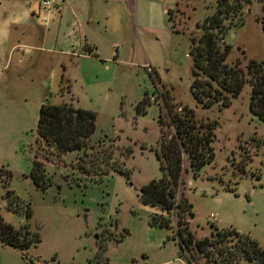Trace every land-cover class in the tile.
Returning <instances> with one entry per match:
<instances>
[{"label": "rangeland", "instance_id": "1", "mask_svg": "<svg viewBox=\"0 0 264 264\" xmlns=\"http://www.w3.org/2000/svg\"><path fill=\"white\" fill-rule=\"evenodd\" d=\"M42 1L0 0V217L39 238L27 249L29 260L9 247L0 250V261L205 264L180 247L175 205L163 210L138 198L141 186L164 175L153 151L163 95L172 106L191 109L195 121L214 125L210 162L194 174L182 155L175 203L182 194L191 205L188 230L200 239L213 228H233L264 247V121L249 111L250 88L244 84L227 107L203 108L189 92L190 36L200 34L197 24L216 11V0H139L137 22L132 15L128 24L113 2L63 0L47 14ZM96 7L99 17L104 9L115 16L90 23L85 14ZM163 9H170L172 23ZM263 18L264 0H250L225 21H231L224 34L228 64L264 63ZM85 38L99 44L98 57L80 55ZM144 96L148 104L138 110ZM61 102L95 114L85 153L55 154L37 141L40 105ZM34 156L50 181L45 190L28 176ZM114 160L128 174L108 169ZM105 169L100 181L90 179ZM152 217L167 220L168 228L150 225ZM99 245L104 251L96 259Z\"/></svg>", "mask_w": 264, "mask_h": 264}, {"label": "trees", "instance_id": "2", "mask_svg": "<svg viewBox=\"0 0 264 264\" xmlns=\"http://www.w3.org/2000/svg\"><path fill=\"white\" fill-rule=\"evenodd\" d=\"M241 1L250 2V0H216V11L205 16L202 22L197 24L200 34L190 36L188 55L191 59L192 79L189 92L194 101L203 108H208L214 103L227 107L231 99L239 94L243 85L247 84L250 88L249 111L264 121V63L249 59L243 67H240L238 62L232 65L226 62L230 45L224 42V34L230 28L231 21L227 23L225 21L240 12ZM166 16L172 23L170 9L166 10ZM261 23L264 31V18ZM171 27L174 30L173 24ZM83 51L97 56L89 48H84ZM161 98L165 114L159 115L157 119L160 135L153 151L164 175L140 187L138 193L140 202L163 210L175 205L179 245L189 252L192 259L197 255L204 259L205 264H240L241 260L251 264H264V247L245 233L233 228H213L210 236L195 239L188 230L187 218L192 216L191 205L182 194L175 203L182 155L186 156L189 168L194 174L202 165L210 162L214 125L210 122L195 121L191 109L172 106L164 95ZM146 104L148 102L144 96L138 110ZM164 126L172 128L171 135L168 136L164 132ZM94 130L95 114L91 110L74 107L68 102H61L58 105L41 104L39 107L36 124L37 141H40L51 153H85L86 149L92 147L90 138ZM129 154L130 149H127L124 156ZM122 165L123 161L115 163L114 160L108 165V169L128 174ZM107 172V169L99 173L94 172L93 175L97 178L90 176V179L100 181ZM28 176L34 186L40 190H45L50 185V181L45 176L43 162L37 160L36 156L31 162ZM6 194L10 195V191ZM23 215L26 219L29 218V208L24 210ZM155 223L158 227L168 228L167 220L156 222L152 217L149 224L153 226ZM122 237L123 235L117 240ZM38 240L37 233L29 231L25 226L15 229L0 217V243L19 250L24 259H30L27 249L30 245L35 246ZM102 251L104 247L99 245L96 259L101 258ZM103 261L108 264L107 257H104Z\"/></svg>", "mask_w": 264, "mask_h": 264}, {"label": "crops", "instance_id": "3", "mask_svg": "<svg viewBox=\"0 0 264 264\" xmlns=\"http://www.w3.org/2000/svg\"><path fill=\"white\" fill-rule=\"evenodd\" d=\"M97 1V0H96ZM99 1H103V0H99ZM139 0H105V2H113L115 4H117L119 6V10L122 11V17L124 19V21L128 24L129 23V18H132L133 16L136 17V22H137V3H138ZM159 2L163 1L162 3L163 4H168L170 3L171 1H174V0H158ZM65 2H67L65 0ZM95 3V2H94ZM121 7H123V9H121ZM99 8L96 7L94 9H92L89 13L85 14V16L87 17V19H89V22L92 23L93 22V19H102L104 22H107V20H109L110 18H113L115 16L114 13L110 14L109 12V9H104V11H102V16L99 17L96 13V11L98 10ZM162 12H165L166 13V9H163ZM79 14V13H78ZM80 15V14H79ZM133 15V16H132ZM135 26V25H134ZM113 44H116L117 42L116 41H112ZM82 48L84 50V48H89L92 53H94L95 55H97L96 57H98L99 54L95 53V51H98L100 53V46L99 44H97V42H90L88 40H86L85 38V42L84 44H82ZM72 54H74V52H72ZM80 54V53H79ZM81 56H93V55H90V54H86L84 51L81 52L80 54ZM118 56V53L115 54V57ZM114 57V56H113ZM94 140H92L90 138V142H93ZM5 248H9V246H6V245H3L0 243V250L3 251V249ZM4 252V251H3ZM0 264H6L5 262H1L0 261Z\"/></svg>", "mask_w": 264, "mask_h": 264}, {"label": "built area", "instance_id": "4", "mask_svg": "<svg viewBox=\"0 0 264 264\" xmlns=\"http://www.w3.org/2000/svg\"><path fill=\"white\" fill-rule=\"evenodd\" d=\"M59 1H63V0H43L42 1V5H43V9L45 10V12L47 14L50 13V5L53 3V2H59ZM47 20V17H44V21ZM211 217H212V220L215 219V216L211 214Z\"/></svg>", "mask_w": 264, "mask_h": 264}]
</instances>
